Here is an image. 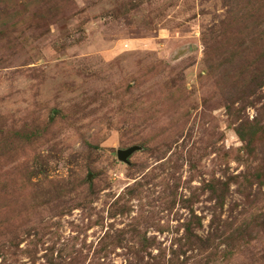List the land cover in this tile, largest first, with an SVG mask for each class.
I'll return each instance as SVG.
<instances>
[{"label": "rangeland", "instance_id": "1", "mask_svg": "<svg viewBox=\"0 0 264 264\" xmlns=\"http://www.w3.org/2000/svg\"><path fill=\"white\" fill-rule=\"evenodd\" d=\"M263 73L264 0H0V264H264Z\"/></svg>", "mask_w": 264, "mask_h": 264}, {"label": "water", "instance_id": "2", "mask_svg": "<svg viewBox=\"0 0 264 264\" xmlns=\"http://www.w3.org/2000/svg\"><path fill=\"white\" fill-rule=\"evenodd\" d=\"M140 150H141L140 147H133V148H130L128 150L119 151V153H118L119 160L124 162V163H128L129 162V158L133 154H135L136 152H138Z\"/></svg>", "mask_w": 264, "mask_h": 264}, {"label": "trees", "instance_id": "3", "mask_svg": "<svg viewBox=\"0 0 264 264\" xmlns=\"http://www.w3.org/2000/svg\"><path fill=\"white\" fill-rule=\"evenodd\" d=\"M258 81V88H261L264 85V73L262 75L256 76V80ZM148 143V142H147ZM144 142V146L147 144Z\"/></svg>", "mask_w": 264, "mask_h": 264}]
</instances>
